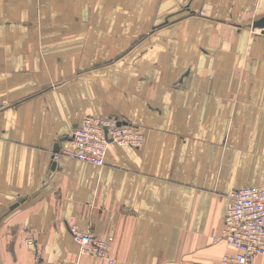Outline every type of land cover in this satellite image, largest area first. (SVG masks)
Wrapping results in <instances>:
<instances>
[{
    "label": "crops",
    "instance_id": "1",
    "mask_svg": "<svg viewBox=\"0 0 264 264\" xmlns=\"http://www.w3.org/2000/svg\"><path fill=\"white\" fill-rule=\"evenodd\" d=\"M263 16L264 0H0V264H109L71 224L112 235L114 264L234 253L214 242L229 194L264 187V36L244 29ZM88 116L143 146L53 161Z\"/></svg>",
    "mask_w": 264,
    "mask_h": 264
},
{
    "label": "built area",
    "instance_id": "2",
    "mask_svg": "<svg viewBox=\"0 0 264 264\" xmlns=\"http://www.w3.org/2000/svg\"><path fill=\"white\" fill-rule=\"evenodd\" d=\"M143 143V132L131 122L114 117L88 116L59 151L51 152L55 162L68 158L102 167L110 145L138 149ZM69 230L73 240L80 246L81 256L90 255L114 264L110 257L115 241L112 235H97L91 229L82 230L73 224ZM221 241L235 252L224 255L219 264H253L257 258L264 257L263 186L241 187L229 194L223 227L220 235L214 239L215 243ZM25 244L34 245V238L28 237ZM34 264H79V261L51 263L37 256Z\"/></svg>",
    "mask_w": 264,
    "mask_h": 264
},
{
    "label": "rangeland",
    "instance_id": "3",
    "mask_svg": "<svg viewBox=\"0 0 264 264\" xmlns=\"http://www.w3.org/2000/svg\"><path fill=\"white\" fill-rule=\"evenodd\" d=\"M202 12H198V14L197 15H201L202 16ZM191 16H193V15H195V10H194V12L193 13H191L190 14ZM207 15V14H206ZM156 22H159V21H153V24L155 25V23ZM161 22H163V21H161ZM165 22V21H164ZM220 22H222V21H220ZM225 22H228V21H225ZM168 24V23H167ZM246 24V25H245ZM252 20H250V21H247V22H244V25H245V27H244V29H246V31H248L249 33H251L252 35H255V33H259V31L260 30H258V29H253V27H252ZM153 25V26H154ZM164 26H166V24L165 25H162V27H164ZM148 28H150V25L148 26ZM157 28V27H156ZM155 28H153V30H154ZM151 30V29H150ZM243 54H245V53H243Z\"/></svg>",
    "mask_w": 264,
    "mask_h": 264
},
{
    "label": "water",
    "instance_id": "4",
    "mask_svg": "<svg viewBox=\"0 0 264 264\" xmlns=\"http://www.w3.org/2000/svg\"><path fill=\"white\" fill-rule=\"evenodd\" d=\"M253 29H259L261 30V35L264 36V16L255 20L252 24ZM68 138H64L63 140L65 141ZM55 151H59V145L56 147Z\"/></svg>",
    "mask_w": 264,
    "mask_h": 264
}]
</instances>
